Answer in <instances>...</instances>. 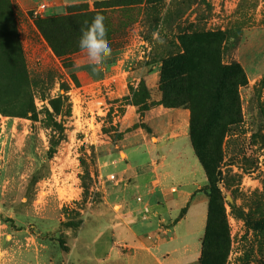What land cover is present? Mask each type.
Wrapping results in <instances>:
<instances>
[{
    "label": "rangeland",
    "instance_id": "rangeland-1",
    "mask_svg": "<svg viewBox=\"0 0 264 264\" xmlns=\"http://www.w3.org/2000/svg\"><path fill=\"white\" fill-rule=\"evenodd\" d=\"M112 4L105 16L112 52L94 68L78 41L95 12L42 21L41 32L35 19L63 14V7L34 16L15 0H0V80L6 85L0 98L14 96L33 101L35 107L32 116L18 112L19 106H8L13 115L0 112V264L9 258L4 243H20L23 233L52 240L44 259L52 256L60 263L65 254L61 248L68 251L70 246L71 262L76 256L92 264L91 250L85 249L101 222L106 182L129 183L136 175L147 179L145 162L125 171L129 166L117 160L125 154L119 156L115 145L140 130L150 138L185 122L189 126L188 107L166 108L159 102L162 58L182 53L178 34L188 25L242 34L238 46L222 54L225 62L240 61L248 75L247 85L239 87L241 120L230 127L222 144L219 189L230 237L226 264H264V222L256 226L251 220L264 217V0H162L146 5L114 0L107 5ZM94 7L87 3V12ZM43 33L58 50L75 52L62 60ZM188 47L195 67L211 68L206 59L217 51L216 39H196ZM18 88L15 95L12 91ZM180 143L178 160L187 162L190 177L203 180L187 205L198 193L205 204L175 226V235L188 234L200 246L209 200L207 176L188 138ZM146 151L139 150L136 157L145 161ZM117 247L131 248L127 243Z\"/></svg>",
    "mask_w": 264,
    "mask_h": 264
},
{
    "label": "crops",
    "instance_id": "crops-1",
    "mask_svg": "<svg viewBox=\"0 0 264 264\" xmlns=\"http://www.w3.org/2000/svg\"><path fill=\"white\" fill-rule=\"evenodd\" d=\"M15 1L28 10L40 3H46L47 10L51 11L56 7H63V13L69 5L93 2ZM183 138H188L191 147L186 122L169 131L158 132L150 138L140 130L124 137L115 145L119 156L121 151L125 154L124 157L117 158L123 161L125 167L129 166L125 171L145 162L147 179L143 180L141 175H136L129 183L106 182L103 189L105 200L99 218L101 222L95 228L97 234L89 244V249H85V252L91 250L88 259L92 264H199L200 240L192 243L188 234L175 235V226L194 217L196 206L205 204V197L198 193L187 205L194 192L203 185V180L190 177L187 162L178 160L183 150L180 143ZM145 148L148 157L141 161L136 153ZM128 188L132 190L128 192ZM109 201L114 204L111 205ZM116 205L118 208L114 209ZM183 207L185 210L180 213ZM17 241L4 243L7 245L3 248L4 252L9 257L4 259V264H83L76 256L71 262L70 254L74 250L69 245L68 251L61 248L65 253L64 257L60 263H55L52 256L44 259V252L49 250V242L52 240L38 236L27 237L23 233L20 243ZM121 243H127L131 248L123 251L117 247Z\"/></svg>",
    "mask_w": 264,
    "mask_h": 264
},
{
    "label": "trees",
    "instance_id": "trees-1",
    "mask_svg": "<svg viewBox=\"0 0 264 264\" xmlns=\"http://www.w3.org/2000/svg\"><path fill=\"white\" fill-rule=\"evenodd\" d=\"M92 1L95 4V9L92 12H87V3L73 4L66 7V9H69V14L66 16L63 13L53 14L46 17V19L37 17L35 19L36 24L42 32L40 22L45 20L60 22L71 17L70 14L72 13L86 15L95 12V14H101L105 17L107 8L115 5H107L114 0ZM159 1L162 0H137L138 4L145 2L144 5ZM120 4H123L121 5L123 8L128 6L126 3ZM59 22L55 28L58 27ZM112 31H110V35H112ZM224 34L220 31H209L201 26L188 25L178 34L182 53L162 58V71L159 79L160 104L166 108L185 106L190 110L188 126L190 144L207 176L208 184L204 190L207 192L209 200L204 233L200 243L199 264H226L230 249L228 226L219 189L222 173L220 163L224 157L223 140L230 127L241 120L239 87L247 85L248 75L240 61L230 60L225 62L222 55L224 49H235L238 46L242 37L241 32L229 29ZM44 37L54 54L62 60L67 59L70 54L75 52L69 51L66 53L58 50L46 34H44ZM203 38L216 39L218 48L210 59H206L208 62L210 60L211 68L198 69L194 66L193 55L189 50L188 43ZM25 70L24 68L26 74ZM2 83L0 80V92L4 91L6 87ZM21 89H14L12 92L16 95ZM8 106H11L10 108L19 106L21 109L18 112L21 114L32 116L35 113L33 101L25 103L18 101L14 96H10L8 99L0 98V112L4 115H13L9 113ZM230 106L231 113L228 114ZM218 109L223 112L222 115H219L221 112L219 113ZM257 110L259 120H262L260 124H262L263 117L258 105ZM62 131L60 126V132L62 133ZM256 136H260L263 140L260 133H255ZM251 220H254V224L258 226L262 221L264 222V217L260 216ZM60 245L66 248L63 241H60Z\"/></svg>",
    "mask_w": 264,
    "mask_h": 264
},
{
    "label": "clouds",
    "instance_id": "clouds-1",
    "mask_svg": "<svg viewBox=\"0 0 264 264\" xmlns=\"http://www.w3.org/2000/svg\"><path fill=\"white\" fill-rule=\"evenodd\" d=\"M105 17L97 14L82 34L78 47L94 68H99L104 60L111 55L112 49L106 38Z\"/></svg>",
    "mask_w": 264,
    "mask_h": 264
},
{
    "label": "built area",
    "instance_id": "built-area-1",
    "mask_svg": "<svg viewBox=\"0 0 264 264\" xmlns=\"http://www.w3.org/2000/svg\"><path fill=\"white\" fill-rule=\"evenodd\" d=\"M46 8H47V4L46 3H42V4L32 8L31 9V13L34 16H38V15H41L46 10Z\"/></svg>",
    "mask_w": 264,
    "mask_h": 264
}]
</instances>
